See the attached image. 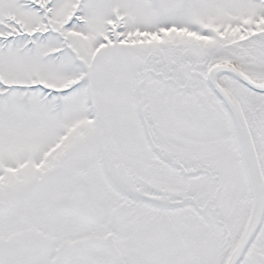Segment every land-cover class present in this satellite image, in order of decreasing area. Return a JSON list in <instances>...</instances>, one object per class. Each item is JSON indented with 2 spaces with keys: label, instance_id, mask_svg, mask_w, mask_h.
Instances as JSON below:
<instances>
[{
  "label": "snow or ice",
  "instance_id": "1",
  "mask_svg": "<svg viewBox=\"0 0 264 264\" xmlns=\"http://www.w3.org/2000/svg\"><path fill=\"white\" fill-rule=\"evenodd\" d=\"M0 264H264V0H0Z\"/></svg>",
  "mask_w": 264,
  "mask_h": 264
}]
</instances>
